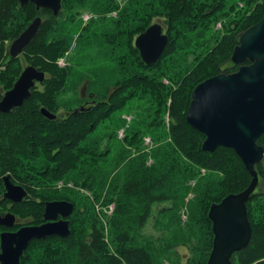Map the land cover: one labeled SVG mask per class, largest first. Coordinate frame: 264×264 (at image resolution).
<instances>
[{
  "label": "trees",
  "instance_id": "trees-1",
  "mask_svg": "<svg viewBox=\"0 0 264 264\" xmlns=\"http://www.w3.org/2000/svg\"><path fill=\"white\" fill-rule=\"evenodd\" d=\"M75 7L92 13L86 25L75 19L81 15H74ZM38 17L42 25L24 53L31 57L28 65L45 72L46 80L41 89L32 91L24 106L10 114L0 112V217L11 212L22 223L19 227L40 226L45 222L48 202H70L75 209L69 218L70 237L33 241L21 264L31 263L28 253L37 243L43 252L34 264H157V250L169 252L191 242L197 234L201 244L209 245L203 263L207 264L214 241L208 217L211 206L244 191L252 178L234 150L220 147L214 153L203 151L205 136L188 125L186 116L199 84L222 72L238 71L239 66L231 62L237 39L263 19L264 0H129L125 5L116 0H62L58 16L49 10H37L33 4L21 7L17 1L0 0V66L6 65L0 74L3 94L14 87L23 70L20 64L11 71L13 59L2 62L6 42L16 40ZM226 18L233 21L224 24ZM219 22L221 29H217ZM156 23L163 26L170 41L160 61L148 66L135 42ZM72 44H77L79 62L76 67L61 69L57 62ZM94 47L100 49L97 58L91 56ZM73 82L86 85L97 102L74 110L69 102V108H63L61 92ZM128 104H135L131 110L137 114L135 121L123 140L118 134L116 139L125 146L141 145L144 137L152 135L168 153L162 158V149L153 154L155 164L151 167L147 165V154L135 158L127 166L124 184L93 171L94 165L98 171L99 163L108 158L109 146L93 141L91 136L101 125L118 120L113 115ZM42 108L57 115V119H46L40 113ZM124 127L121 119L115 130ZM258 144L264 148V135ZM172 151H178L188 162L177 163L178 157ZM188 168L201 178V184L189 204L190 222L184 228L177 213L185 206L190 191L184 187L189 181ZM258 170L264 179L263 164ZM7 175L29 195L13 208L2 199L3 177ZM59 181L66 183L60 190L55 185ZM69 183L89 190L105 207L115 205L112 216L104 215L111 231L112 250L104 242V225H99L89 197L68 188ZM163 203L170 206L160 214L167 213L175 226L167 245L158 249L148 238L133 233L145 227L153 206ZM247 208L253 237L246 249L233 256V263L264 264V193L255 192ZM198 227L201 233L195 231ZM5 230L0 227V233ZM185 232L189 240L182 238L187 236ZM45 253H49L47 257Z\"/></svg>",
  "mask_w": 264,
  "mask_h": 264
},
{
  "label": "water",
  "instance_id": "water-1",
  "mask_svg": "<svg viewBox=\"0 0 264 264\" xmlns=\"http://www.w3.org/2000/svg\"><path fill=\"white\" fill-rule=\"evenodd\" d=\"M14 1L21 7L33 4L37 10H49L54 16H58L62 9V0ZM42 22L41 17L36 18L11 44L12 58H18L24 52L39 32ZM169 41L163 26L156 23L136 39L135 46L143 62L152 66L160 61ZM231 61L239 66L238 71L221 73L199 84L192 93L186 116L187 123L205 136L203 151L214 153L220 147L234 150L252 178L244 191L230 194L211 206L208 217L212 222L214 241L207 264H234L233 256L246 249L253 237L247 204L259 187L257 166L264 161V148L258 144L264 135V17L241 34ZM45 80V72L32 65L27 66L11 90L5 94L0 90V112L10 114L24 106L37 84ZM40 113L50 121L57 119V115L45 108ZM3 183L4 200L20 204L29 197L27 190L16 185L10 175L3 177ZM74 209L70 202H48L44 224L25 226L16 232H2L0 264H21L25 251L35 240L69 238V218ZM16 222L17 218L11 212L0 217L1 227L12 229Z\"/></svg>",
  "mask_w": 264,
  "mask_h": 264
},
{
  "label": "rangeland",
  "instance_id": "rangeland-1",
  "mask_svg": "<svg viewBox=\"0 0 264 264\" xmlns=\"http://www.w3.org/2000/svg\"><path fill=\"white\" fill-rule=\"evenodd\" d=\"M116 1L121 5H125V3L129 2V0H116ZM240 7H243V6L241 5ZM73 12H74V15H76L78 12L81 13V15L80 14L77 15V17H75V19L77 21L82 20L84 25H86L88 23V21L92 18V13L88 9L82 10V8L75 7ZM112 16L116 17V13H114ZM61 20L59 22H61ZM226 20L227 21L224 22V24H229L230 22L233 21L232 18H226ZM61 24H63V21L61 22ZM217 29H221V23L220 22L218 23ZM224 31H223V34H225ZM240 36H239V38H240ZM239 38L237 39V42H238ZM14 41L15 40H13V42ZM13 42H10V43L6 42V46H5L6 51L4 52V57H3V61H2L3 63L4 62L8 63L9 61H11V59H13L15 61L13 63V66H11L12 72L16 71L17 68H19L21 66L20 64H22V66L24 68V66H26L28 64L27 61L30 60V58H31L30 55H28L27 53H23V56H21V59L12 58L10 55L9 56L11 58L8 57L7 52L9 51L10 45ZM214 42L215 41L212 40V43H214ZM99 52H100V49L98 47H94L91 51L92 58H97L99 56ZM78 62H79V52H78L77 44H72L71 49L66 54V56L58 60L57 66L61 69L66 68V67H76ZM103 63H106V62L104 61ZM85 64L89 65L90 62L87 61ZM233 66H236V65L233 64ZM0 68H1L0 74H2L5 72L4 70L6 68V65H1ZM222 73H225V72H222ZM17 80H16V82H17ZM82 85L83 84L73 82V83H69V85L65 89L62 90L59 100H60V104L63 108H69V105H67L69 102L71 104H73L71 107V109H73V110L74 109H80L84 105L89 106V104H91V103L94 104L97 102V98H94L96 95L94 93H92L91 91H89V89L86 87V85H83V86ZM40 87H42L41 84L39 85L38 89ZM134 106H135V104H128L123 111L115 113L113 115V117L115 119L117 118L118 120H114V121H111V122H108V123L101 125L100 128L98 129V131L93 136H91L93 141H99L100 144L103 143V146H109L108 158L99 163V165L97 166L98 171H96V165H94L93 171L97 172L98 175H99V173H104L103 175L105 176V178H107L110 181L112 179H116L118 182L124 183V181L127 180L126 172L128 169V167H127L128 164L134 162V159L140 157L141 155L147 154V165L150 167L153 166L155 164V158H154L153 154H155V153L158 154L163 147V144H159L153 140L154 137H151L152 135L144 137L142 139L141 145L132 144V145L125 146V145H122L116 139L115 136H116V134H118V139L123 140L125 137L126 130L128 128H130L133 121H135V117L137 114L135 113V111L134 112L131 111L132 109H134ZM63 108L61 109L62 111L65 110ZM140 108L142 110H144V109H146V106L140 107ZM137 112H138V110H137ZM121 119L125 121V127L122 128L121 130L119 129L116 131L115 126L117 125V123L119 121H121ZM167 119H168V117H167ZM166 122H167V124H169L168 120ZM167 153H168L167 150L163 148L161 158H162V156H166ZM173 153L178 157L177 163H179V161H181V160L188 162L187 159L182 158L181 154L178 151H174V152L172 151L171 154H173ZM161 158H160V160H161ZM261 164H263V166H264V161ZM258 166H257V169H258ZM165 171L167 173H169V170H165ZM185 171L187 174L186 179H188L189 181L185 182L184 187L186 186V187L190 188V191H189L188 196L185 199V206L183 207V209H180V211L177 213V215L179 214L180 224L184 228L190 222L189 204L191 201L195 200V196H197L196 190L199 189V187H200L199 184H201V178H198L197 176H195L192 173L193 170L188 168ZM107 173H110V174L108 176H106ZM202 174L207 176V172L205 170H202ZM177 176H179V175H177ZM198 176H200V174ZM262 178L263 177H262L261 172H260V185H259L258 189L256 190V192L264 193V179H262ZM65 184L66 183L64 181H59L55 185H56V188L60 190V189H63L65 187ZM73 185H74L73 183H69L68 188H72L76 192L83 194L85 197L86 196L89 197V201H88L89 205L91 202L92 203V209H94V211L97 214L96 217L98 219L97 221H98L99 225H101V224L104 225L103 226V228H104V232H103L104 236L103 237L105 240L104 242H105L106 246H108V248L110 250H112L114 247L112 244L111 231H110V227L107 223V219L104 217V215L106 214L108 216H112V214L115 210V205L113 204V205H110L109 207H105L102 203H98L97 201L94 200V197L89 192V190L79 189V188L75 187V185L74 186ZM14 205H17V204L8 203L9 208H13ZM168 206H170V203L155 204L152 208L151 217L147 221V224L145 225V227L143 229H140L138 231V233L134 232L133 234L134 235L138 234V238L146 237L150 241L154 242V244L156 245V247H158V249L159 248L163 249L167 245L168 239L170 240V238L172 237V234L174 232L173 228L175 226V223H171V221H169V219H167V217H166L167 213L166 214L165 213L160 214L161 211H163L165 209L164 207H168ZM9 208L7 211L10 210ZM7 213H9V212H7ZM17 222H18V219H17ZM27 226H29V225H27ZM6 230H10V229L6 228ZM195 231L197 233H201L202 229L200 227H198V228H196ZM2 232L3 231H1V233ZM185 233L187 234V236L182 237V238L189 240L188 232H185ZM30 245H29V247H30ZM29 247L27 248V250L29 249ZM208 248H209V245L201 244L200 236L197 234L196 236H194L193 239H191V242L185 243V244H180L178 247H176L172 250H169V252H166V253L162 252L161 253L157 250V254H156L157 261L156 262H158L157 264H193V261H194V264H203L205 259L207 258ZM41 250L43 252V249L40 248L39 243L34 244L31 247V249L29 250V253H28L29 260L31 262L30 264L35 263V261L38 257V254L42 255V253H40ZM48 254L49 253H45V256L47 257ZM24 256H25V253H24ZM49 260H51V259H49ZM124 264H127V263H124Z\"/></svg>",
  "mask_w": 264,
  "mask_h": 264
},
{
  "label": "flooded vegetation",
  "instance_id": "flooded-vegetation-1",
  "mask_svg": "<svg viewBox=\"0 0 264 264\" xmlns=\"http://www.w3.org/2000/svg\"><path fill=\"white\" fill-rule=\"evenodd\" d=\"M23 53H24V52H23ZM23 53H21V54L19 55L18 59H21V56H23ZM7 54L10 55V51H8ZM10 56H11V55H10ZM10 56H9V57H10ZM10 58H11V57H10ZM29 65H30V64H29ZM29 65L27 64L26 66H24L23 71H24V69H25L27 66H29ZM23 71H22V72H23ZM234 72H235V71H234ZM232 73H233V72H232ZM226 74H227V73H226ZM39 85H40V84H37V87H39ZM2 199H4V195H3V198H2ZM10 203H12V202H10ZM12 204H14V203H12ZM44 223H45V222H44ZM44 223H43V224H44ZM19 224H22V223L16 222L15 226L13 227L14 229H13V228H12V229L9 228L10 230H5V231L16 232V231H18L20 228L25 227V225H23L22 227H19ZM0 227H1V226H0ZM2 228L6 229L5 227H2ZM3 232H4V231H3ZM47 239H48V238H47ZM45 240H46V239H45ZM0 243H1V241H0ZM31 243H32V242H31ZM31 243H30V244H31ZM0 252H1V249H0ZM22 258H23V257H22Z\"/></svg>",
  "mask_w": 264,
  "mask_h": 264
}]
</instances>
